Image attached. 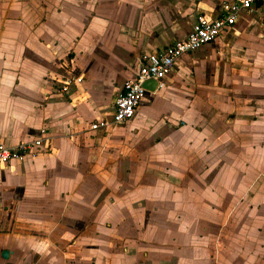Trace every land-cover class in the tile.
I'll return each instance as SVG.
<instances>
[{
    "label": "crops",
    "instance_id": "1",
    "mask_svg": "<svg viewBox=\"0 0 264 264\" xmlns=\"http://www.w3.org/2000/svg\"><path fill=\"white\" fill-rule=\"evenodd\" d=\"M224 1L0 0V138L51 136L0 166V263L264 264V0L128 122L90 127L142 55Z\"/></svg>",
    "mask_w": 264,
    "mask_h": 264
},
{
    "label": "built area",
    "instance_id": "2",
    "mask_svg": "<svg viewBox=\"0 0 264 264\" xmlns=\"http://www.w3.org/2000/svg\"><path fill=\"white\" fill-rule=\"evenodd\" d=\"M257 0H225L222 3V13L218 17L200 14L197 17L193 31L185 39H179L167 46L163 51L142 55L137 63L135 77L126 80L115 100V108L111 118H101L92 122L90 127L108 129L128 122L140 106L142 97L148 92L144 83L149 80L158 82L157 89L165 86V78L175 67L176 61L184 54L191 53L202 46L216 40L228 27L233 26L242 12L253 13L257 10ZM60 91L67 92L71 84L82 82L83 76L53 77ZM51 139L46 128L41 129L38 138L24 140L15 145H8L0 138V166L14 167L29 158L40 155L46 141ZM0 264H15L4 261Z\"/></svg>",
    "mask_w": 264,
    "mask_h": 264
},
{
    "label": "water",
    "instance_id": "3",
    "mask_svg": "<svg viewBox=\"0 0 264 264\" xmlns=\"http://www.w3.org/2000/svg\"><path fill=\"white\" fill-rule=\"evenodd\" d=\"M144 86L148 89V91H156L157 86H158V82L156 80H149V81L144 83ZM9 256H10V251L8 249H4L2 251V257L4 259H8Z\"/></svg>",
    "mask_w": 264,
    "mask_h": 264
},
{
    "label": "flooded vegetation",
    "instance_id": "4",
    "mask_svg": "<svg viewBox=\"0 0 264 264\" xmlns=\"http://www.w3.org/2000/svg\"><path fill=\"white\" fill-rule=\"evenodd\" d=\"M10 257V256H9ZM10 262H12V263H15V264H17L16 262H13V261H10ZM22 264H37V262L35 261H33V262H30V261H25V262H23Z\"/></svg>",
    "mask_w": 264,
    "mask_h": 264
},
{
    "label": "rangeland",
    "instance_id": "5",
    "mask_svg": "<svg viewBox=\"0 0 264 264\" xmlns=\"http://www.w3.org/2000/svg\"><path fill=\"white\" fill-rule=\"evenodd\" d=\"M142 100L144 101V96L142 97Z\"/></svg>",
    "mask_w": 264,
    "mask_h": 264
}]
</instances>
